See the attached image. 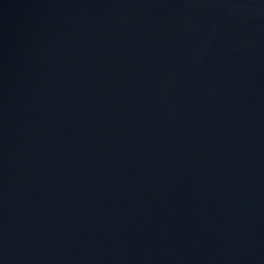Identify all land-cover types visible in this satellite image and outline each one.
<instances>
[{"label":"water","instance_id":"95a60500","mask_svg":"<svg viewBox=\"0 0 264 264\" xmlns=\"http://www.w3.org/2000/svg\"><path fill=\"white\" fill-rule=\"evenodd\" d=\"M0 264H264V0H0Z\"/></svg>","mask_w":264,"mask_h":264}]
</instances>
